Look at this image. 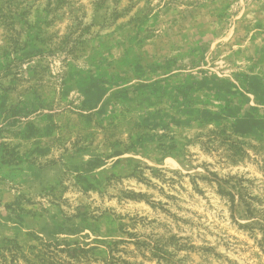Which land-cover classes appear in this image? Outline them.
Segmentation results:
<instances>
[{"label": "rangeland", "instance_id": "374dc122", "mask_svg": "<svg viewBox=\"0 0 264 264\" xmlns=\"http://www.w3.org/2000/svg\"><path fill=\"white\" fill-rule=\"evenodd\" d=\"M36 236L264 264V0H0V245Z\"/></svg>", "mask_w": 264, "mask_h": 264}, {"label": "trees", "instance_id": "16d2710c", "mask_svg": "<svg viewBox=\"0 0 264 264\" xmlns=\"http://www.w3.org/2000/svg\"><path fill=\"white\" fill-rule=\"evenodd\" d=\"M37 239L43 240V238L36 236ZM65 247L59 241H47L43 240L40 249H37L35 245L32 248L37 249L39 253L35 256L39 262H32L23 249V246L16 238H5L3 244L0 245V264H20L21 261H26L28 264H59L61 263V257L59 253L64 250L70 252L68 243L65 242ZM81 250L85 251L84 248ZM116 250L110 248L109 260L105 264H121V259L114 255ZM74 252L78 253V249H74ZM71 254V252H70ZM72 255L71 257H76Z\"/></svg>", "mask_w": 264, "mask_h": 264}]
</instances>
